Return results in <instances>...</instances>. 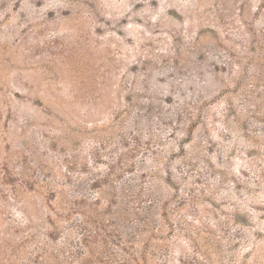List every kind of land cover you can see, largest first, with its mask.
<instances>
[{
    "label": "rangeland",
    "instance_id": "rangeland-1",
    "mask_svg": "<svg viewBox=\"0 0 264 264\" xmlns=\"http://www.w3.org/2000/svg\"><path fill=\"white\" fill-rule=\"evenodd\" d=\"M0 264H264V0H0Z\"/></svg>",
    "mask_w": 264,
    "mask_h": 264
}]
</instances>
